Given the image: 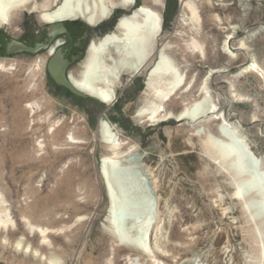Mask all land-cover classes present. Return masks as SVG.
<instances>
[{
    "label": "rangeland",
    "instance_id": "rangeland-1",
    "mask_svg": "<svg viewBox=\"0 0 264 264\" xmlns=\"http://www.w3.org/2000/svg\"><path fill=\"white\" fill-rule=\"evenodd\" d=\"M242 1L225 0L224 6L213 0L214 5L201 9L199 23L192 21L191 15L189 21L180 20L182 0H164L163 9L154 7L153 0H138L137 5L153 6L162 12L164 39L173 45L172 55L190 78H198L195 88L181 91L166 105V110L179 114L184 107L200 100L198 89L207 73L227 69L230 73L213 78V90L223 96L212 99L233 123L241 122L251 152L264 162V81L255 73L232 77L249 61L244 50L239 51L238 59L222 51L226 35L235 26L238 32L233 49L240 47L238 39L245 38L244 49L248 47L264 70V32L251 40L248 37L264 22V0L262 5L251 0L249 9L242 7ZM118 12L122 15L126 11ZM217 15L223 23L217 21ZM69 24L65 51L68 58L79 55L83 60L88 55L89 43L110 25L94 29L84 21L69 22L66 26ZM47 27L36 14L26 12L5 30V36L30 47L50 46L53 42L48 43ZM192 37L203 45L205 58L187 48L185 41ZM50 58L46 48L12 57L0 51V63L7 66L6 71L0 72V160L16 148L21 147L22 151L21 162L5 169L0 166L1 192L15 221L21 222L26 231L22 221L50 228L55 242L52 247L58 248L65 264H129L130 257L135 256L140 257L139 264H151L107 231L109 201L99 171L101 158L108 154L99 129L100 121L105 119L128 143L126 147L135 146L130 161L136 168V176L132 175L140 195L170 208L159 240L152 237L162 250L156 254L158 260L165 264H264V252L254 240L259 238L254 231L255 222L236 197L231 176L207 153L204 134H195L188 141L193 135L188 127L190 118L160 124H154L150 118L140 119L138 111L153 99L142 76L121 92L113 106L80 98L52 81L47 72ZM83 60L73 62L69 73L77 74ZM233 94L243 98H234ZM208 129L217 134L216 122L210 123ZM70 134H76L84 144L63 142ZM24 140L27 147L23 151ZM55 144L60 146L54 147ZM147 169L158 176L159 192L154 190ZM65 179L73 181L74 201L79 205L62 211L51 200L62 196ZM79 185L85 190L79 191ZM82 217L89 220L79 221ZM260 235L264 237V227ZM68 241H74L70 248L65 247ZM17 258L20 259L13 261L7 251L0 249V264H40L28 257Z\"/></svg>",
    "mask_w": 264,
    "mask_h": 264
},
{
    "label": "bare ground",
    "instance_id": "bare-ground-1",
    "mask_svg": "<svg viewBox=\"0 0 264 264\" xmlns=\"http://www.w3.org/2000/svg\"><path fill=\"white\" fill-rule=\"evenodd\" d=\"M153 1L155 3L154 7L165 8L164 0ZM224 2L225 0H217L215 4L225 6L226 3ZM250 2L251 0H243L241 2L242 7L249 9ZM258 2L260 5L263 4L262 0H258ZM137 3L138 0H78L77 2L75 0H0V29L10 28L13 23L20 19L23 13L28 12L29 14H36L40 21L48 26L49 38H55L65 32H57L54 28L55 25L84 21L92 28L98 29L113 20L119 10L126 11L118 18L112 30L89 43L88 55L85 60L81 56L77 59V61L80 59L84 61L77 74L69 73L67 70L72 83L83 94L91 96L94 100L102 101L107 106H113L118 101L121 92L135 78L142 76L148 88V94L153 99L138 111L140 119L150 118L154 124H160L169 122L170 119L181 121L190 118L192 122L188 127L193 135L188 141L191 142L195 134L197 136L204 134L207 153L231 176L236 189V197L243 202L245 209L255 222L256 230L254 229V231L258 232L259 238L255 237L254 240L261 245V251L264 252V237L260 235L261 228L264 227V213L259 214L257 208L260 203L264 202V198L257 191L250 192L252 195L250 193V195L245 194L243 186L251 178L247 175H241L235 168L238 158L235 155H229L233 145L230 139L231 136L234 135L248 149L252 158L259 163L262 173H264V162L262 158L255 157L251 152L246 136L241 131V122L233 123L230 120V115L218 109L212 99L222 98L223 96L213 90L211 86L215 74L225 75V72L228 73L229 71L225 70V68L209 71L201 81L198 89L200 100L184 107L179 114L168 112L166 105L171 103L173 98L181 91L193 90L197 85L198 78L196 76L190 78L188 71L184 70L178 60L172 55L173 45L167 42L166 38L164 39V17L162 12L153 6H139ZM208 5H214L213 0H182L179 18L182 21H187L189 15H191V20L199 23L202 21L201 9ZM216 19L218 22L223 23L220 16L217 15ZM237 29V27L233 26L231 33L226 35L222 51L230 58L238 59L239 51L244 50L249 62L241 67L236 74H231L232 77L255 73L264 81V70L257 64L254 55L247 49L248 47L244 49L246 47L245 38L238 39L240 47L237 50L233 49L232 42L236 38ZM263 32L264 22L258 24L257 28L252 30L248 37L251 40L257 34ZM185 42L188 49L194 53L198 52L202 58H205L206 51L196 38L192 37ZM62 46V41L56 40L53 45L46 49L52 58L57 55L63 62L67 59L63 57L60 51ZM72 63L73 60L72 62L69 61L68 69ZM94 66L97 68V78L89 81L87 74ZM6 70L7 66L4 63H0V72ZM231 88L233 89L234 86L231 85ZM233 97L243 98L237 94H233ZM212 122L217 124V134H213L208 129ZM99 129L102 139L108 148V154L101 158L99 165L100 175L104 181L109 201L107 231L118 243L122 242L124 243L123 246L145 256L146 263L165 264L156 257L157 252L162 251L157 238L162 232V223L164 218L167 217L165 215L170 208L167 209L166 204L163 207L161 201H157L155 204L150 200L151 205L144 213L146 217L143 221L141 220L138 224L132 221L130 224L132 228H127L124 233L118 231L115 225V218L119 209V197L116 193L112 170L113 167H119L127 175H131L132 178V173L136 176V168L130 161L131 153L135 146L126 147L128 143L122 140L115 128L106 122L105 119L100 121ZM63 142L71 145L84 144V140L76 137V134H70V137L65 138ZM21 145L24 151L27 147V142L24 140ZM53 146H60V144ZM40 148H43L42 144H40ZM21 154L20 147L16 148L15 152L8 157H3L0 160L1 168H9V166L21 162ZM146 171L148 174L146 175L151 177L154 190L159 192L158 176L149 169ZM82 176L86 177L85 174H82ZM62 185V196L54 197L51 203L57 205L62 211H65L68 206L79 205V203L74 201L73 181L65 179ZM78 189L82 192L85 187L79 185ZM61 200H64V202ZM254 206H256L255 210L252 209ZM162 208L165 209L162 210ZM14 219L11 217L0 188V249L4 252L7 251L13 261H18L20 259L17 258L18 256L24 259L28 257L30 260L38 261L40 264H65L58 253V248L52 247L55 246V242L52 240L50 228L41 227L40 225L33 226L29 220L26 222L22 221L28 229L26 231L23 228L24 226L22 227L21 222ZM87 220L89 219L85 217L79 219L81 222ZM146 225L147 228L144 231L143 238H141L140 231ZM153 236L157 239L154 243L152 241ZM38 238H40V243H38ZM73 242H65V247L70 248ZM98 251L101 252L100 248ZM139 261V256L130 257L129 264H139ZM110 264H112V261H110Z\"/></svg>",
    "mask_w": 264,
    "mask_h": 264
},
{
    "label": "water",
    "instance_id": "water-1",
    "mask_svg": "<svg viewBox=\"0 0 264 264\" xmlns=\"http://www.w3.org/2000/svg\"><path fill=\"white\" fill-rule=\"evenodd\" d=\"M77 1L78 0H75V2ZM54 28L57 32H64L65 24L55 25ZM48 46L49 45L44 44L30 47L25 44L14 43L9 47L8 54L13 56L14 54L24 52L37 53L42 49L48 48ZM72 60L73 62H76L77 58H73ZM68 66V60L61 62V59L56 55L49 61L48 71L59 86L64 87L78 97L94 100V98L91 96L83 94L82 91L72 83L71 78L67 74ZM216 75L217 74H215V76ZM87 78L89 81H93L95 78H97L96 66L89 70ZM97 101L104 104L102 101ZM230 139L232 140L233 145L229 155H235L238 158L235 168L241 175H247L251 178L250 181L245 184V186H243L245 194H249L252 191H257L264 198V173L261 172L259 163L252 158L248 149L242 145V143L238 141L234 135L231 136ZM112 171L116 193L119 197V209L116 214L115 225L120 233H124L127 228H132V226H130L132 221H135V224H138L140 218H145L146 214L144 215V213L150 207L151 202L148 198L140 195V189L131 175H127L119 167H113ZM257 208L259 214H263L264 202L260 203ZM146 228L147 225L144 226V229L140 231L141 238H143ZM120 244L124 245L122 242H120Z\"/></svg>",
    "mask_w": 264,
    "mask_h": 264
},
{
    "label": "flooded vegetation",
    "instance_id": "flooded-vegetation-1",
    "mask_svg": "<svg viewBox=\"0 0 264 264\" xmlns=\"http://www.w3.org/2000/svg\"><path fill=\"white\" fill-rule=\"evenodd\" d=\"M121 15H120V13L119 12H117V14L115 15V17L113 18V20H111L110 22H108L110 25H109V28L107 29V30H105L104 32H101V35H100V37L101 36H103L105 33H107V32H109L110 30H112L113 28H114V25H115V23H116V21L118 20V18L120 17ZM107 23V24H108ZM70 26V24L68 25V26H66V24H65V32L64 33H62L61 35H58L57 37H55V38H49L48 37V27L46 28V30H47V37L49 38V44L51 43V41L52 42H55L57 39H61L62 41H63V43H64V45L60 48V51H61V53H62V55H63V57L65 58V59H67V60H69V61H71L72 62V59L74 58V57H77V59L80 57L79 55L78 56H70L69 58H68V53L65 51V48H66V46H67V44H68V40H67V35L69 34V30H68V27ZM101 28V27H100ZM5 30H7V29H0V51L3 53V54H7L8 56H10L9 54H8V50H9V47L12 45V44H14L15 42H18V41H15V40H8V39H6V36H5ZM20 43V42H19ZM21 44H23V43H21ZM53 44V43H52ZM46 45H48V44H46ZM51 46V45H50ZM49 47V46H48ZM65 51V52H64ZM14 56V55H13ZM10 57H12V56H10ZM52 58V57H51ZM51 58L49 59V61L51 60ZM49 61H48V63H47V72H48V74H49V76H50V78L52 79V81L56 84V85H58L57 84V82L51 77V75H50V73H49V71H48V64H49ZM67 70H69V69H67ZM81 98V97H80Z\"/></svg>",
    "mask_w": 264,
    "mask_h": 264
}]
</instances>
